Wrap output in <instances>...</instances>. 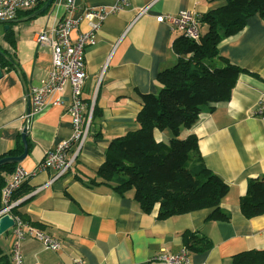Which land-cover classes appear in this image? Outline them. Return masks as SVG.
<instances>
[{
    "label": "crops",
    "instance_id": "1",
    "mask_svg": "<svg viewBox=\"0 0 264 264\" xmlns=\"http://www.w3.org/2000/svg\"><path fill=\"white\" fill-rule=\"evenodd\" d=\"M224 1L74 0V8L67 10L60 0L32 18L25 19L29 14L20 11L14 20L0 22V50L14 62H10L11 67L0 63V157L16 149L18 140L23 153L22 132L26 128L27 153L14 167L30 173L19 189L29 191L17 199L16 210L61 243L60 249L53 250L41 240L26 236L20 242L21 264H73L75 255L86 264H165L153 258L164 250L179 251L186 231L211 242L203 252L186 247L190 264H232L235 254L264 249V213L247 218L238 204L248 180L264 175V117L255 113L264 95V20L258 14L249 17L239 32L223 36L218 44L219 55L242 69L231 96L215 102L212 110L204 107L195 123L182 128L180 134L197 137L205 165L229 186L219 204L228 219L209 218L214 208L159 218L157 207L142 211L133 192L122 195L106 184L95 183L109 142L137 129L140 94H156L157 73L176 62L172 44L180 33L156 17L180 11L201 15ZM100 6L114 9L99 21L93 43L85 48L87 79L83 88L87 108L95 105L98 111L71 169L51 180L55 171L40 169L39 165L47 151L73 133L68 112L71 88L67 84L61 92L48 94L43 106L28 114V92L41 86L52 68L51 50L39 45L36 35L70 18L77 21V28L71 32L74 38L90 29V23L82 18L84 10ZM142 8L145 10L138 15ZM200 30L204 34L207 25L201 23ZM6 31L13 43L4 37ZM214 62L220 64L218 59ZM154 134L157 140L169 143L167 130ZM72 145L67 155L75 149ZM13 172L5 174L6 181ZM0 204L1 208V193ZM13 208L0 217L8 214L12 218L16 215ZM13 228L0 234V249L9 257L5 264H13Z\"/></svg>",
    "mask_w": 264,
    "mask_h": 264
},
{
    "label": "trees",
    "instance_id": "2",
    "mask_svg": "<svg viewBox=\"0 0 264 264\" xmlns=\"http://www.w3.org/2000/svg\"><path fill=\"white\" fill-rule=\"evenodd\" d=\"M41 5L24 13L28 15ZM255 14L264 20V0H225L200 15V22L207 25V31L198 42L182 35L173 41L176 62L157 73L155 83L159 90L156 94H140L141 107L135 117L137 129L109 142L105 160L96 171L98 180L95 183L106 184L122 195L133 192L141 210L151 212L157 207L159 218L214 208L209 218L228 219L219 204L229 186L205 165L197 137L194 134L181 137L180 134L182 128L195 123L204 107L212 110L215 102L231 96L242 69L219 55L218 44L223 36L239 32L247 19ZM8 32L4 37L13 43ZM215 59L219 60V65L215 64ZM0 63L11 67L1 54ZM84 100L88 105L89 101ZM96 111L94 105L91 120ZM156 130L170 133L168 144L155 138ZM18 141L16 149L0 158L20 154L22 143ZM14 166L15 163L0 165V193L7 182L5 174L14 171ZM19 189L13 195L14 200L29 191ZM238 204L247 218L264 213V175L248 180ZM12 212L36 226L17 211L16 206ZM183 244L190 251L203 252L211 247L207 238L197 237L191 231L183 234ZM8 259L0 249V264H5ZM232 264H264V249L235 254Z\"/></svg>",
    "mask_w": 264,
    "mask_h": 264
},
{
    "label": "built area",
    "instance_id": "3",
    "mask_svg": "<svg viewBox=\"0 0 264 264\" xmlns=\"http://www.w3.org/2000/svg\"><path fill=\"white\" fill-rule=\"evenodd\" d=\"M45 0H0V21H10L17 17L20 11L34 9ZM60 0H56L58 2ZM67 10L74 8V0H63ZM124 1V0H121ZM114 8L105 7L86 8L82 18L90 23V29L85 32H78L77 36L71 37V32L77 28V21L64 18L57 21L51 27L41 29L36 35V42L39 45H46L51 50L52 68L46 78L42 80L39 87H32L28 92V99L31 111L40 109L43 106L45 97L53 92H61L68 84L71 88V100L68 112L72 116L73 133L71 137L61 141L55 148L47 151L41 161L40 169H53L55 174L51 180L67 173L74 162L75 156L81 149L91 126L92 108H87L83 99V88L87 79L85 71V48L94 41V32L99 28L101 21L108 12ZM145 8L139 10L141 14ZM200 15L193 11H180L176 15L166 14L156 17L158 22H167L172 30H176L183 37L198 42L202 33L200 31ZM57 101V100H56ZM255 113L264 117V95L257 103ZM73 144V145H72ZM72 145L75 149L70 155L67 150ZM71 149V148H70ZM69 149V150H70ZM34 172H31L33 174ZM30 173L20 166H17L13 176L2 188V202L0 215L8 213L19 200H14L13 195L27 180ZM14 240L11 249V256L15 264L22 263L20 242L26 236H33L42 241L46 248L58 250L61 243L57 239L50 237L41 229L28 224L14 215ZM165 264H190L189 253L185 246L179 251L172 253L162 251L154 258ZM73 264H86L80 255L72 258Z\"/></svg>",
    "mask_w": 264,
    "mask_h": 264
},
{
    "label": "water",
    "instance_id": "4",
    "mask_svg": "<svg viewBox=\"0 0 264 264\" xmlns=\"http://www.w3.org/2000/svg\"><path fill=\"white\" fill-rule=\"evenodd\" d=\"M52 2H53V0H46L40 8L33 11L31 14H29L27 17H25V19H29V18L36 16L39 13H43L52 4ZM20 20H23V19H20ZM5 28H7V26ZM0 54L2 56H4L9 62H13L10 58L6 57L1 52V50H0ZM16 70H18L17 66H16ZM0 75H1V68H0ZM25 136H26V128H24V130L22 132V141H23V145H24L23 153H21L18 156H5V157L0 158V165L10 164V163H18L19 161H21L24 158V156L27 153V144H26ZM13 225H14L13 219L8 214L1 216L0 217V234L5 232L8 228H10Z\"/></svg>",
    "mask_w": 264,
    "mask_h": 264
},
{
    "label": "bare ground",
    "instance_id": "5",
    "mask_svg": "<svg viewBox=\"0 0 264 264\" xmlns=\"http://www.w3.org/2000/svg\"><path fill=\"white\" fill-rule=\"evenodd\" d=\"M55 1H56V0H53L52 4H53ZM13 20H14V19H13ZM10 21H12V20H10ZM0 22H1V23H7V22H9V21H0ZM69 114H70V113H69ZM70 116H71V115H70ZM71 118H72V116H71ZM63 140H65V139H63ZM63 140H62V141H63ZM60 142H61V141H60ZM60 142H59V143H60ZM59 143H58V144H59ZM58 144H57V145H58ZM57 145H56V146H57ZM70 147H71V146H70ZM70 147H69V148H70ZM11 259H12V258H11ZM12 262H13V264H15L14 261H13V259H12Z\"/></svg>",
    "mask_w": 264,
    "mask_h": 264
},
{
    "label": "rangeland",
    "instance_id": "6",
    "mask_svg": "<svg viewBox=\"0 0 264 264\" xmlns=\"http://www.w3.org/2000/svg\"><path fill=\"white\" fill-rule=\"evenodd\" d=\"M204 29H205V27H204ZM202 30H203V28H202ZM201 31V30H200Z\"/></svg>",
    "mask_w": 264,
    "mask_h": 264
}]
</instances>
